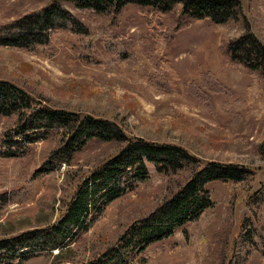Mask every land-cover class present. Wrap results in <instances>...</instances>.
<instances>
[{"label":"rangeland","instance_id":"rangeland-1","mask_svg":"<svg viewBox=\"0 0 264 264\" xmlns=\"http://www.w3.org/2000/svg\"><path fill=\"white\" fill-rule=\"evenodd\" d=\"M52 1L0 0V23ZM60 1L85 23L89 34L56 29L49 43L37 49L0 46V79L24 89L42 105L105 117L129 135L180 145L202 164L233 163L254 171L242 182L210 183L213 206L196 222L149 246L144 262L131 263L264 264V78L229 60L222 50L226 40L242 32L241 26L193 21L164 49L163 44L158 47L161 54L151 56V41H140L147 24L136 6L128 5L120 18L132 45L121 58L107 48L86 15ZM240 2L250 30L264 44V0ZM86 44L94 49V63L83 56ZM160 55L178 74L174 86L160 88L149 79L155 73L151 59ZM12 123L13 118L0 116V135ZM57 140L53 134L32 143L25 157L0 158V238L55 223L78 174L91 170L115 149L91 141L70 165L37 173ZM146 166L149 181L109 203L88 232L63 248L61 259H52L57 252L53 250L52 255L37 254L13 264H61L63 259L71 261L65 264H87L101 256L179 180Z\"/></svg>","mask_w":264,"mask_h":264},{"label":"trees","instance_id":"trees-1","mask_svg":"<svg viewBox=\"0 0 264 264\" xmlns=\"http://www.w3.org/2000/svg\"><path fill=\"white\" fill-rule=\"evenodd\" d=\"M66 3L86 15L104 38L107 48L121 58L128 55V47L132 45V39L124 35L127 25L124 31L126 23L120 18L128 5L136 6L147 24V32L140 41H151L154 47L149 48L150 55L161 54L158 47L163 44L160 49H164L175 34L193 21L239 24L242 32L224 42L223 53L229 60L264 78V44L250 30L240 0H66ZM56 29L89 34L84 22L63 2L54 0L0 23V46L37 49L49 43L50 33ZM93 50L86 44L83 56L91 63L95 62ZM151 65L155 69L149 75L152 84L160 88L175 85L178 74L168 60L162 59V55L155 56ZM0 116L13 118L12 125L0 135V158L25 157L32 143L44 141L53 134L58 136L56 146L37 173L54 172L70 165L74 156L91 141L115 147L91 170L78 174L74 191L55 223L0 238V264L19 263L37 254L52 255L53 250L57 252L52 259H61L63 248L73 245L88 232L109 203L149 181L146 166L149 164L161 176L179 177V180L151 210L128 225L101 256L87 264L144 262L149 246L172 237L177 229L196 222L213 206L210 183L242 182L254 173L249 167L233 163L202 164L180 145L129 135L120 124L105 117L42 105L24 89L4 79H0Z\"/></svg>","mask_w":264,"mask_h":264}]
</instances>
